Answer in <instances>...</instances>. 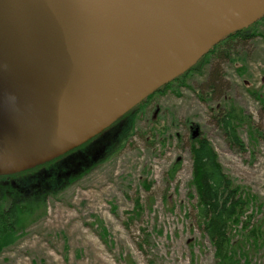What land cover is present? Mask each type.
Returning a JSON list of instances; mask_svg holds the SVG:
<instances>
[{
	"label": "rangeland",
	"instance_id": "rangeland-1",
	"mask_svg": "<svg viewBox=\"0 0 264 264\" xmlns=\"http://www.w3.org/2000/svg\"><path fill=\"white\" fill-rule=\"evenodd\" d=\"M263 18L242 29L247 37L212 50L182 81L137 106L129 137L108 147L111 154H98L100 138L54 169L0 178L1 212L15 191L37 197L47 178H55L49 172L73 171L32 224L5 231L0 215V264H215L214 248L195 220V126L224 172L261 203L245 216L264 219ZM231 107L242 112L243 147L217 122L218 112ZM255 260L264 264V248Z\"/></svg>",
	"mask_w": 264,
	"mask_h": 264
},
{
	"label": "water",
	"instance_id": "water-1",
	"mask_svg": "<svg viewBox=\"0 0 264 264\" xmlns=\"http://www.w3.org/2000/svg\"><path fill=\"white\" fill-rule=\"evenodd\" d=\"M263 17L264 0H0V176L93 139Z\"/></svg>",
	"mask_w": 264,
	"mask_h": 264
},
{
	"label": "trees",
	"instance_id": "trees-1",
	"mask_svg": "<svg viewBox=\"0 0 264 264\" xmlns=\"http://www.w3.org/2000/svg\"><path fill=\"white\" fill-rule=\"evenodd\" d=\"M243 31H238L221 41L212 50L218 49L222 44H228L232 39L247 37L246 32L243 33ZM212 50L208 54H211ZM188 73L189 71L169 82L150 95L148 99L153 98L163 89L182 81ZM133 111L135 109L125 114L100 135L65 155L33 169L10 176H0V178L26 176L42 169H54L55 164L88 148L96 139L100 138L101 142L97 146L98 154L102 151L111 154L107 150L108 147L118 145L129 137L132 129L130 117H132ZM216 117L218 125L228 139L243 147V142L238 134V124L242 120V112L231 107L229 110L219 111ZM190 150L193 160L191 184L195 192L193 196L195 199V220L202 234L208 238L214 248L215 264H257L254 258L264 248V219L256 218L255 212L246 216L245 213L249 206L254 205H256V212L260 211L261 203L250 192L236 185L224 172L214 146L206 137H191ZM71 172L73 171L65 166L59 174L55 175L54 171L49 172L53 173L55 178L53 176L47 178V182L43 184L44 190L40 188V194L37 197L22 195L19 190L15 191L8 202V207L0 212L1 218L6 223L4 230L16 231L36 221L40 217L41 210L47 209V196L52 193L58 182L67 178L68 173Z\"/></svg>",
	"mask_w": 264,
	"mask_h": 264
}]
</instances>
